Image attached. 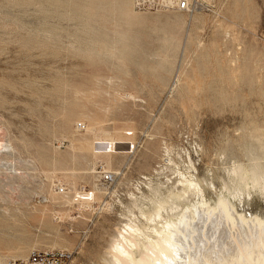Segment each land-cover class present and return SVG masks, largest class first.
<instances>
[{"label":"rangeland","instance_id":"374dc122","mask_svg":"<svg viewBox=\"0 0 264 264\" xmlns=\"http://www.w3.org/2000/svg\"><path fill=\"white\" fill-rule=\"evenodd\" d=\"M93 1L0 0V263L115 264L171 222L167 264H257L264 0Z\"/></svg>","mask_w":264,"mask_h":264},{"label":"bare ground","instance_id":"6f19581e","mask_svg":"<svg viewBox=\"0 0 264 264\" xmlns=\"http://www.w3.org/2000/svg\"><path fill=\"white\" fill-rule=\"evenodd\" d=\"M89 1V5L90 6H94L95 7V4H97L99 6L98 8V12L102 13L104 8L101 9V6L99 3L101 2H98V3H95V1L93 0H88ZM129 5V0H123V6L127 7ZM130 6V5H129ZM97 7V6H96ZM136 8V7H135ZM130 9V8H129ZM0 148L1 147V144H0ZM260 166V165H259ZM238 168L235 169L233 172L236 176V179L238 178V181L239 183L241 184L242 182L245 183V176L243 175L244 173H241V170H240V173H238ZM263 170V169H262ZM264 172V171H263ZM262 172V173H263ZM250 179L252 180V183L254 185H262L264 183V173L261 174V172L259 173L257 171V166L255 165L253 168H251V171H250ZM239 183H238V187H239ZM247 183V182H246ZM262 188V187H261ZM240 189V188H239ZM233 192V191H232ZM235 192H239L240 193V190H238V188L236 189ZM236 194V193H235ZM218 205H219V208H221L222 210H224L223 212H225V214H229L227 211H229L227 209V203L223 200V199H220L218 201ZM218 208V207H217ZM220 211V210H219ZM204 214V213H203ZM201 215V214H200ZM232 215V214H231ZM234 215V214H233ZM226 216V215H225ZM227 217V216H226ZM225 217V218H226ZM229 217V215H228ZM227 217V218H228ZM239 217V216H238ZM231 217H229L230 219ZM240 218H241V215H240ZM232 219V218H231ZM234 219V218H233ZM232 221V220H231ZM245 220H243L244 222ZM259 221V220H258ZM261 223V221H260ZM257 224V223H256ZM259 224V222H258ZM263 224V223H261ZM259 224V225H261ZM176 224L174 223H166V225L163 226V228H161L160 230H157L155 231V235L156 237L154 239H151V238H148L147 239V243H143V250L141 251V254L139 255V250H138V255L139 256H136L134 255V253L132 252L133 250L132 249H135L133 248V246H136L138 247L139 246V243L138 241L136 243H133V242H129L130 245L132 246V248L128 247V248H125L123 246H121L120 244H116L114 246V251L116 252V254H114V260H115V264H163V262H165L168 258H171L173 255V250H175L174 246L176 244H174V241H172V239H174L172 237V233L173 232V227H175ZM262 226V225H261ZM257 228H259L257 226ZM177 230V229H176ZM176 230H175V233H176ZM259 231V229H258ZM260 232V231H259ZM263 233V230L261 231ZM258 233V232H257ZM256 233V234H257ZM261 233V234H262ZM174 234V233H173ZM172 237V238H171ZM258 239V238H257ZM254 241V240H253ZM140 242V241H139ZM257 242V241H256ZM141 243V242H140ZM260 243L261 245L264 246V234L262 236V238L260 239ZM260 245V246H261ZM178 246V245H177ZM240 246V245H238ZM247 247V246H245ZM261 248V247H259ZM140 249V247H139ZM237 249V248H236ZM258 250V249H257ZM256 250V252H257ZM231 251V250H230ZM251 251V250H250ZM255 252V253H256ZM254 253V252H253ZM258 253V252H257ZM3 256V255H2ZM27 257V256H26ZM175 257V256H173ZM24 258V257H22ZM257 258V259H256ZM260 258V259H259ZM166 259V260H164ZM232 259H235V258H232ZM238 259V258H237ZM256 259L257 262H254V260ZM2 258L0 257V262H1ZM178 260V259H177ZM248 260V259H246ZM253 260L254 263H257V264H264V253L261 254V256L259 257V255L257 257H255ZM233 260H231L230 263L233 264L232 262ZM218 262V261H217ZM237 262L236 259L234 261V263ZM170 263V262H169ZM222 263V262H221ZM243 263V262H242ZM1 264V263H0ZM165 264H167V262H165ZM238 264V262L236 263ZM241 264V263H239Z\"/></svg>","mask_w":264,"mask_h":264},{"label":"built area","instance_id":"2783aa9c","mask_svg":"<svg viewBox=\"0 0 264 264\" xmlns=\"http://www.w3.org/2000/svg\"><path fill=\"white\" fill-rule=\"evenodd\" d=\"M135 7L139 11L161 12L172 9L186 10L189 7L188 0H134ZM81 126V125H80ZM101 178L104 182L110 181L113 175L103 172ZM68 189L65 186L57 187V192L66 195ZM72 253L66 249H34L27 257L12 258L5 264H69Z\"/></svg>","mask_w":264,"mask_h":264}]
</instances>
